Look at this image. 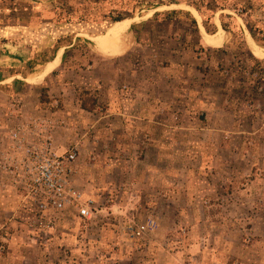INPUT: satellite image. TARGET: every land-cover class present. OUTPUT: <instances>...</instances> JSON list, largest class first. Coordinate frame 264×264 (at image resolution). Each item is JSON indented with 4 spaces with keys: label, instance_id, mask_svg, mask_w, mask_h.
Masks as SVG:
<instances>
[{
    "label": "rangeland",
    "instance_id": "374dc122",
    "mask_svg": "<svg viewBox=\"0 0 264 264\" xmlns=\"http://www.w3.org/2000/svg\"><path fill=\"white\" fill-rule=\"evenodd\" d=\"M173 7L195 25L169 20ZM107 31L101 49L87 40ZM70 44L65 68L87 71L70 93L64 70L37 86L9 78L0 105L7 132L31 97L59 112L51 127L23 122L75 153L90 218H40L0 158V264H264V0H0V50L20 60L0 68ZM78 94L93 109L81 123Z\"/></svg>",
    "mask_w": 264,
    "mask_h": 264
},
{
    "label": "crops",
    "instance_id": "0c3cea01",
    "mask_svg": "<svg viewBox=\"0 0 264 264\" xmlns=\"http://www.w3.org/2000/svg\"><path fill=\"white\" fill-rule=\"evenodd\" d=\"M110 32V31H109ZM107 31V33H109ZM106 33V34H107ZM105 34V35H106ZM104 35V36H105ZM102 36V37H104ZM93 47L96 49L99 48L101 49L102 46L100 44L102 43L101 41H98L97 43L94 42L93 40L87 39ZM102 40V38H101ZM74 41H76L74 39ZM61 42H59L60 44ZM74 48V44H70L69 46L61 47V48H56L54 47L51 52L46 53V55H42V60L41 64H37L38 61L35 59H31L26 62V65L20 69L18 66H8L7 68H0V84H3L6 79H12V82H15V78L22 77L23 82H30L31 85L37 86L39 84H42L44 81H47L50 78H53L55 75L56 77L59 76L57 74L59 71L64 70L66 73V77L73 78L74 80L69 82H58L57 86L60 88H67V90L72 91V89H69L68 87H73L75 84L79 82L77 73H84L86 74L87 71H84L82 68H65V64L69 60V55L68 52ZM0 59L4 61L5 59H10L13 62L15 60L20 61L17 57H14L12 55H9L6 52L2 53V50H0ZM81 60V59H80ZM100 59L97 57V55H94L91 59V64L86 62V66L88 68H92V73L91 75L94 76V74L98 73L99 71H96V66L99 63ZM36 63V64H34ZM95 68V70H94ZM201 72V71H200ZM74 75V76H72ZM8 84V83H7ZM29 84V83H28ZM94 84V83H93ZM98 84V82H97ZM12 90H18V88L14 87V85H9ZM75 89V88H74ZM73 89V91H75ZM9 96L8 94V87H0V100L1 98H4ZM142 106H144L142 108ZM146 105L142 104L140 105L141 111L142 109L146 110L145 108ZM76 110L79 111V123L83 121L84 119V114L87 115H93L91 112H86L83 111L80 108L79 109L76 106ZM20 111L23 113V116L21 119V128L20 132H17L15 130H6L5 127V119H4V113L6 112V109L0 105V158H1V163L3 169L10 173H14L15 169L18 171L22 170L23 162L27 160V152L31 151H38L41 152L42 147L44 146L45 139L41 137V133L44 127L42 125H35L31 123L23 122L28 117H25V114H33L34 117L31 119H34L35 123H38V121L45 123L49 127L54 125V122L56 117L58 118L60 115L55 112V109L51 107V109H45V108H40L38 106V97H31V101L26 104V102H23V106L21 107ZM25 115V116H24ZM46 117V119H44ZM157 138V136H156ZM153 145L150 147L152 149ZM152 152V151H151ZM155 157L158 155V151H155ZM152 154V153H151ZM152 156V155H150Z\"/></svg>",
    "mask_w": 264,
    "mask_h": 264
},
{
    "label": "built area",
    "instance_id": "2783aa9c",
    "mask_svg": "<svg viewBox=\"0 0 264 264\" xmlns=\"http://www.w3.org/2000/svg\"><path fill=\"white\" fill-rule=\"evenodd\" d=\"M13 131V130H12ZM17 131V130H15ZM20 132V129L17 131ZM41 152H27L22 164V186L40 218L50 213H61L65 208L76 209L80 219H89L91 201L81 204V194L71 186L75 153L58 156L52 148L50 137H44ZM15 172H16V168ZM18 171V170H17ZM14 172V173H15Z\"/></svg>",
    "mask_w": 264,
    "mask_h": 264
},
{
    "label": "trees",
    "instance_id": "16d2710c",
    "mask_svg": "<svg viewBox=\"0 0 264 264\" xmlns=\"http://www.w3.org/2000/svg\"><path fill=\"white\" fill-rule=\"evenodd\" d=\"M172 2V1H171ZM169 4H172V3H168L167 5H169ZM160 6H163V5H153V4H151V5H149L148 6V8H149V10H152V9H155V8H157V7H160ZM183 16H185L186 18H188L189 20H190V25L191 26H194L195 25V21H194V19L191 17V15L189 14V13H186V12H181V11H174V12H170V13H168L167 14V18L169 19V20H180V19H182L183 18ZM126 19V17L125 16H123V15H117L116 17H113L112 19H111V23H119V22H121V21H123V20H125ZM223 30H225V31H227V29L225 28V27H223ZM77 41H79L80 42V40L78 39ZM59 43V42H58ZM59 46V45H58ZM34 64H36V63H34ZM37 64H41V63H37ZM81 94H87V92H83V93H81ZM81 94H78L77 95V101L79 102V105H80V108L83 110V111H86V112H92V108H88L87 107V102L85 101V100H83V98H82V95ZM44 101V100H43ZM42 102V101H41ZM44 103V102H43Z\"/></svg>",
    "mask_w": 264,
    "mask_h": 264
},
{
    "label": "water",
    "instance_id": "95a60500",
    "mask_svg": "<svg viewBox=\"0 0 264 264\" xmlns=\"http://www.w3.org/2000/svg\"><path fill=\"white\" fill-rule=\"evenodd\" d=\"M171 6H173L172 4H169V5H163V6H160V7H157V8H155V9H152L151 11V13H155V12H157V11H159L161 8H163V7H171ZM174 11H181V12H185V11H183V9H176L175 7H173L172 9H171V11H169V12H174ZM188 11H190V10H188ZM187 12V11H186ZM187 13H189V12H187ZM131 21V20H130ZM129 20H127V19H125V20H123V21H121V22H119L118 23V25H121V26H124L126 23H128V22H130ZM115 34H116V32H113V31H111V32H109V33H107L104 37H101L102 38V40H104V39H111L112 37H114L115 36ZM101 38L100 37H98V38H95V39H90V38H88L89 40H93L94 42H98V41H101ZM253 48H254V51H258V53H259V55H261L262 57H263V59H264V54L263 53H261L260 52V50H259V48L256 46V45H254L253 44ZM11 81H13L12 79H10ZM14 80H22V79H20V78H15ZM23 81V80H22ZM25 83H29L30 84V82L28 81V82H25Z\"/></svg>",
    "mask_w": 264,
    "mask_h": 264
},
{
    "label": "bare ground",
    "instance_id": "6f19581e",
    "mask_svg": "<svg viewBox=\"0 0 264 264\" xmlns=\"http://www.w3.org/2000/svg\"><path fill=\"white\" fill-rule=\"evenodd\" d=\"M124 27V26H123Z\"/></svg>",
    "mask_w": 264,
    "mask_h": 264
}]
</instances>
